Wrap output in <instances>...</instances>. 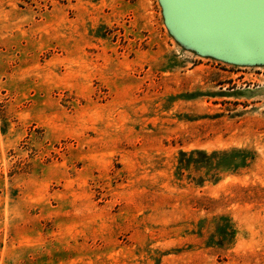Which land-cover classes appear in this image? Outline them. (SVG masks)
I'll use <instances>...</instances> for the list:
<instances>
[{"label": "rangeland", "instance_id": "1", "mask_svg": "<svg viewBox=\"0 0 264 264\" xmlns=\"http://www.w3.org/2000/svg\"><path fill=\"white\" fill-rule=\"evenodd\" d=\"M0 264H264V67L159 0H0Z\"/></svg>", "mask_w": 264, "mask_h": 264}, {"label": "water", "instance_id": "2", "mask_svg": "<svg viewBox=\"0 0 264 264\" xmlns=\"http://www.w3.org/2000/svg\"><path fill=\"white\" fill-rule=\"evenodd\" d=\"M185 50L239 67H264V0H159Z\"/></svg>", "mask_w": 264, "mask_h": 264}, {"label": "built area", "instance_id": "3", "mask_svg": "<svg viewBox=\"0 0 264 264\" xmlns=\"http://www.w3.org/2000/svg\"><path fill=\"white\" fill-rule=\"evenodd\" d=\"M225 64V63H224ZM226 65H228V64H226Z\"/></svg>", "mask_w": 264, "mask_h": 264}]
</instances>
